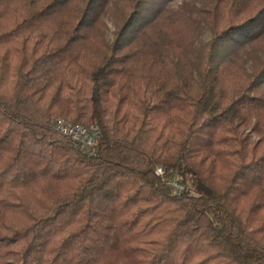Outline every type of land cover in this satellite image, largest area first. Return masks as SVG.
Segmentation results:
<instances>
[{
  "label": "trees",
  "instance_id": "1",
  "mask_svg": "<svg viewBox=\"0 0 264 264\" xmlns=\"http://www.w3.org/2000/svg\"><path fill=\"white\" fill-rule=\"evenodd\" d=\"M182 1L0 0V264H264V0Z\"/></svg>",
  "mask_w": 264,
  "mask_h": 264
},
{
  "label": "built area",
  "instance_id": "2",
  "mask_svg": "<svg viewBox=\"0 0 264 264\" xmlns=\"http://www.w3.org/2000/svg\"><path fill=\"white\" fill-rule=\"evenodd\" d=\"M52 123L59 133L67 136L80 150L87 151L89 154L96 152L100 142L99 128L96 124L83 126L64 119H54ZM157 174L162 175L163 171L158 169ZM168 185L179 193L185 190V186L180 182L170 181Z\"/></svg>",
  "mask_w": 264,
  "mask_h": 264
},
{
  "label": "rangeland",
  "instance_id": "3",
  "mask_svg": "<svg viewBox=\"0 0 264 264\" xmlns=\"http://www.w3.org/2000/svg\"><path fill=\"white\" fill-rule=\"evenodd\" d=\"M195 2H197L198 0H194ZM183 4V1L182 0H178L177 2V5H182ZM220 24V21L218 22H215V24ZM192 21H188L187 23L184 24L183 26V29L184 31L187 33V36H193L195 34H199L201 31L198 30V27H195L192 29ZM260 49L262 51H264V43L260 46ZM256 54V53H255ZM254 55V54H253ZM239 62V61H238ZM241 62H239V64H234V67L232 70H231V73H230V77H229V82L230 81H233L235 83V81H241V79L243 78L245 80V77H247L244 73V62H242L243 65H240ZM65 120V119H64ZM67 121V120H66ZM69 122V121H68ZM94 124V123H93ZM84 126V125H83ZM253 137L255 140H258V136L253 134ZM263 146V145H262Z\"/></svg>",
  "mask_w": 264,
  "mask_h": 264
}]
</instances>
